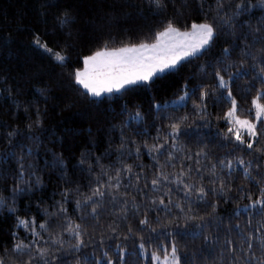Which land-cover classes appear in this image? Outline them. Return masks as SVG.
Here are the masks:
<instances>
[{
	"label": "snow or ice",
	"instance_id": "6c2138e0",
	"mask_svg": "<svg viewBox=\"0 0 264 264\" xmlns=\"http://www.w3.org/2000/svg\"><path fill=\"white\" fill-rule=\"evenodd\" d=\"M98 4L88 31L75 0H38L52 29H15L37 71L0 67V264H264V0Z\"/></svg>",
	"mask_w": 264,
	"mask_h": 264
},
{
	"label": "trees",
	"instance_id": "16d2710c",
	"mask_svg": "<svg viewBox=\"0 0 264 264\" xmlns=\"http://www.w3.org/2000/svg\"><path fill=\"white\" fill-rule=\"evenodd\" d=\"M76 3L80 5L81 20L80 24L84 29L88 31L91 30L93 25L99 24L103 15L108 9L103 7V5L98 4V0H75ZM38 0H0V36H5L11 33L19 43L12 44L13 52L19 53V59L5 60L3 67L7 69L10 77H17L23 73H33L36 72V68H29V63H32L36 66L40 65V61L32 57L31 52L23 44V34L16 32L15 29L18 27L21 28H32L39 27L43 30L45 27L52 29L53 24L51 19H49L47 25L42 23L35 12V6L37 5ZM259 14V13H258ZM55 39L56 37H50ZM117 43H119V38H117ZM77 50H79V45H77ZM27 61V62H26ZM46 63V61H45ZM187 74L186 72L184 73ZM175 83L172 78H165L163 80L157 81V91L160 95L169 94L175 88ZM29 86L25 85V92L27 95H31L28 90ZM131 104L135 103H144L145 107L147 106V98L143 94H132L128 97ZM8 101L4 97H0V120L8 121L11 119L10 114L8 113ZM82 105L76 104L73 109L65 110L63 115L66 117L69 126L71 127H87V123L82 122L78 117H73L72 113L77 112ZM247 108V105H244ZM60 119L59 115L52 114L47 123H53ZM53 184L48 185V191L51 192ZM27 197L23 198L19 202V208L21 210L20 214L23 215L25 210V203ZM31 214V213H29ZM13 223V219L10 216H7L5 212H0V242L3 241L4 237L8 234L9 226Z\"/></svg>",
	"mask_w": 264,
	"mask_h": 264
}]
</instances>
